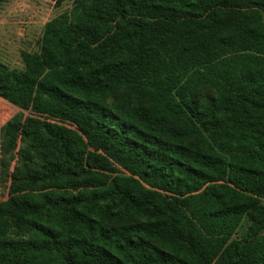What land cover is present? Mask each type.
Instances as JSON below:
<instances>
[{
    "label": "trees",
    "instance_id": "trees-1",
    "mask_svg": "<svg viewBox=\"0 0 264 264\" xmlns=\"http://www.w3.org/2000/svg\"><path fill=\"white\" fill-rule=\"evenodd\" d=\"M70 1L0 62V264H264V0Z\"/></svg>",
    "mask_w": 264,
    "mask_h": 264
},
{
    "label": "rangeland",
    "instance_id": "rangeland-1",
    "mask_svg": "<svg viewBox=\"0 0 264 264\" xmlns=\"http://www.w3.org/2000/svg\"><path fill=\"white\" fill-rule=\"evenodd\" d=\"M70 0H7L0 5V62L9 69L23 68L20 54L36 52L44 25L59 13L69 10ZM15 114L26 113L0 98V126ZM0 185V199L2 200ZM264 204V201H263ZM233 240H236L234 237ZM234 241H231V244ZM219 257L223 264L231 253L232 245Z\"/></svg>",
    "mask_w": 264,
    "mask_h": 264
},
{
    "label": "crops",
    "instance_id": "crops-1",
    "mask_svg": "<svg viewBox=\"0 0 264 264\" xmlns=\"http://www.w3.org/2000/svg\"><path fill=\"white\" fill-rule=\"evenodd\" d=\"M1 200V199H0Z\"/></svg>",
    "mask_w": 264,
    "mask_h": 264
}]
</instances>
